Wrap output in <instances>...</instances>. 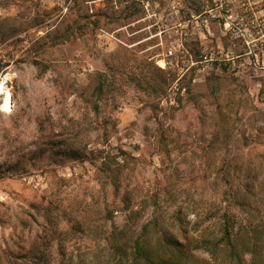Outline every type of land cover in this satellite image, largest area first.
I'll use <instances>...</instances> for the list:
<instances>
[{
    "label": "rangeland",
    "instance_id": "1",
    "mask_svg": "<svg viewBox=\"0 0 264 264\" xmlns=\"http://www.w3.org/2000/svg\"><path fill=\"white\" fill-rule=\"evenodd\" d=\"M141 1L0 0V81L11 95L0 108V264H106L104 234L124 224L126 201L156 195L153 242L165 233L187 243L184 264H233L210 258L194 229L219 234L207 214L229 186L246 194V210L234 209L242 264H264V45L213 23L164 69L181 27L162 26L165 0H148L151 17ZM209 2L181 0L180 19ZM99 71L115 87L93 111L80 90ZM193 202L198 220L183 214ZM176 206L187 238L172 222Z\"/></svg>",
    "mask_w": 264,
    "mask_h": 264
},
{
    "label": "trees",
    "instance_id": "2",
    "mask_svg": "<svg viewBox=\"0 0 264 264\" xmlns=\"http://www.w3.org/2000/svg\"><path fill=\"white\" fill-rule=\"evenodd\" d=\"M135 3V2H133ZM62 36L53 37V42L62 39ZM194 55L199 54L198 49H191ZM36 62V60H35ZM37 63V62H36ZM151 64V63H150ZM158 75L165 81L163 71L158 69ZM114 76V75H112ZM129 78L134 80L135 77L130 74ZM127 76V77H128ZM96 83L91 89L80 90V96L84 103L90 107L93 111L99 109L98 101L104 94L110 93L115 87V81L109 75L107 71L96 72ZM147 80L142 82L146 83ZM148 83V82H147ZM230 187V188H229ZM224 188L221 200L226 201L224 206H214L209 209L207 216L214 219L217 224L218 235L210 237V233L205 228L195 227V231L198 233L199 247L206 251L210 258L216 261L222 257L228 259L233 264H242V258L238 248L235 246L234 227H235V216L237 210H246V194L233 191L232 187L229 186ZM167 201V200H166ZM164 204H167L163 200ZM153 207L154 216L145 222H141L140 225L137 222L142 218L144 210L147 207ZM161 208L160 200H157L154 196L150 200H146L140 204L139 207L133 208L129 202L126 201L124 210L126 211V220L120 228L113 227L109 232L104 234L105 244L107 247V255L104 259L106 264H184L185 257L189 252L187 243L178 242L176 237L164 235L157 237L154 242L147 233L148 226L153 224L158 225V214L157 211ZM198 205L194 202L189 205L187 204L186 210L183 214L195 213L196 220L199 218L197 212ZM235 209V210H234ZM108 208H104V213H108ZM83 209V213H85ZM67 219L68 221H74V217L70 214ZM73 216V218H72ZM83 217V216H82ZM110 218V216H108ZM172 222L175 223L179 231L184 238L188 236L187 221L183 218L181 206H176L172 212ZM96 233L100 230L97 226H93ZM133 236L130 247L127 246L126 241H129V235ZM101 232V231H100ZM209 236V237H208ZM197 237V238H198ZM156 244V246H155ZM37 264H41V261H37ZM35 263V264H36Z\"/></svg>",
    "mask_w": 264,
    "mask_h": 264
},
{
    "label": "built area",
    "instance_id": "3",
    "mask_svg": "<svg viewBox=\"0 0 264 264\" xmlns=\"http://www.w3.org/2000/svg\"><path fill=\"white\" fill-rule=\"evenodd\" d=\"M165 1L167 4L165 9H168V15L171 17L166 16L164 18L166 22L162 26L177 25L181 27V31L176 34V37L168 39V45L161 59L162 64H159L164 69L171 65L172 60L175 62L182 60L188 53L186 43L196 35H205L206 32H210L213 23L221 29L224 35L240 39L245 44L264 45V0H210L202 10H191L184 19H180L182 17L181 0ZM141 2L146 17L156 14L149 8L148 0ZM153 24H158V22L150 23V26ZM177 31L176 29V33ZM106 34L114 37L113 33L106 32ZM110 39L119 40L115 37ZM199 57L207 58L202 54H199Z\"/></svg>",
    "mask_w": 264,
    "mask_h": 264
},
{
    "label": "bare ground",
    "instance_id": "4",
    "mask_svg": "<svg viewBox=\"0 0 264 264\" xmlns=\"http://www.w3.org/2000/svg\"><path fill=\"white\" fill-rule=\"evenodd\" d=\"M7 77L4 76L2 80L0 81V95H3L2 102L0 105L1 109L8 110L9 109V103L11 102V95L8 89L5 88L6 79Z\"/></svg>",
    "mask_w": 264,
    "mask_h": 264
}]
</instances>
